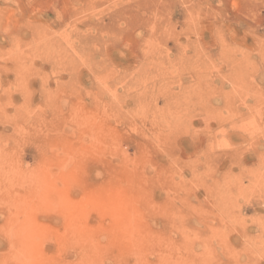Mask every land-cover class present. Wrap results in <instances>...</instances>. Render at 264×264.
I'll return each instance as SVG.
<instances>
[{
	"label": "rangeland",
	"instance_id": "374dc122",
	"mask_svg": "<svg viewBox=\"0 0 264 264\" xmlns=\"http://www.w3.org/2000/svg\"><path fill=\"white\" fill-rule=\"evenodd\" d=\"M0 264H264V0H0Z\"/></svg>",
	"mask_w": 264,
	"mask_h": 264
}]
</instances>
